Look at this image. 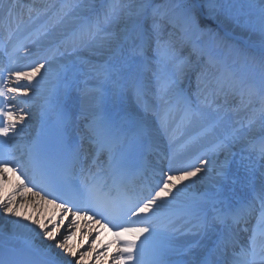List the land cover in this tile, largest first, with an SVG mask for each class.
Here are the masks:
<instances>
[{
    "label": "snow or ice",
    "instance_id": "snow-or-ice-1",
    "mask_svg": "<svg viewBox=\"0 0 264 264\" xmlns=\"http://www.w3.org/2000/svg\"><path fill=\"white\" fill-rule=\"evenodd\" d=\"M13 7L19 5L8 7L0 21L9 40L12 25L18 30L21 20ZM28 16L47 17L28 44L17 42L10 52L0 44L8 57V64L0 65V178L10 184L7 172L19 169L33 187L60 200L65 215L47 224L24 216L16 210V197L31 191L28 184L14 185L7 197L0 185V214L29 221L12 222L13 231L0 243V264H79L68 242L82 212L117 228L121 247L114 264H264V170L257 188L253 159L264 162V135L248 141L241 125L210 149L228 153L218 168L210 169L212 161L201 157L196 165L161 169L159 183L151 188L137 191L134 186L156 163L149 116L167 130L177 108H182L181 121L190 123L203 108L219 112L221 98L226 104L229 95L238 97L243 108L259 97L264 115V0H61L58 8H28ZM66 20L82 23L70 35L57 37V27ZM236 29L246 34L243 45L232 38ZM216 46L237 55V66L227 74L209 70L219 63ZM94 48L108 53L102 64L92 65L95 86L87 81L81 86L66 71H53L57 57L86 63L82 53ZM50 76L54 82L47 81L46 112L61 124L79 115L90 146L83 155L82 145L74 147L67 164L47 159L36 143L22 155L15 150L16 138L33 115L30 101ZM241 143L247 147L237 162L231 150ZM132 149L135 164L129 163ZM237 163L243 170L239 179L233 173ZM209 171L214 173L211 189L175 211L189 190L177 182L203 179ZM21 228L30 235H20Z\"/></svg>",
    "mask_w": 264,
    "mask_h": 264
},
{
    "label": "bare ground",
    "instance_id": "bare-ground-1",
    "mask_svg": "<svg viewBox=\"0 0 264 264\" xmlns=\"http://www.w3.org/2000/svg\"><path fill=\"white\" fill-rule=\"evenodd\" d=\"M3 0H0V12H1V3ZM38 0L29 1L26 3L25 12L28 11V8L33 6L32 4L36 3ZM52 0H40L36 5L35 9H44L49 7V2ZM51 3V2H50ZM61 2H56L60 4ZM59 6V5H58ZM57 6V7H58ZM53 10V9H52ZM16 15L17 13H13ZM22 14V13H20ZM19 14V15H20ZM7 14H0V18H3ZM47 19L45 16H41L38 19L33 20H22L19 23V29L14 31V37H20L23 33H26V36L36 32L39 29L40 24L44 23ZM82 21L76 20H66L62 25L57 27L55 35L60 37L61 33L65 32V28L67 27H78ZM15 23L12 25V29L14 28ZM16 32V33H15ZM71 33H69L70 35ZM232 35H240L245 38V34L241 32L239 29H236ZM3 40V33L0 30V41ZM45 46L47 45V41H41ZM11 45V44H10ZM29 47H32L33 50L36 49L35 45L29 44ZM7 51H11L10 47ZM1 56H5L4 62L5 65L8 64V57L4 52H0ZM84 60L88 61L86 63H81V60L76 57L64 58L57 57L56 62L53 64V71H66L69 77H75L78 82L81 83V86L84 85V82L87 81L88 86H95L98 81L95 78L93 73L92 65H100L105 60L108 59V53L105 49H91L85 50L82 53ZM26 60H22L21 64L26 63ZM85 64V65H83ZM214 68L210 71H213ZM226 71V70H225ZM224 73L223 68L218 67L217 73ZM228 72V71H227ZM226 72V73H227ZM47 81H53V77H48L46 79L45 84L47 87H50V84ZM54 82V81H53ZM48 95V90L39 93V95L33 97L30 101L29 108L31 109L33 115L30 116L27 120V126L25 127L24 132L16 138L15 146L17 144L20 145L23 149H25L30 143L31 145L36 142L37 137L48 128L50 118H52L55 114L48 113L45 110V101ZM233 96V95H231ZM235 97V96H233ZM237 98V97H236ZM256 97H253L252 100H255ZM28 99V98H24ZM224 104V101L220 102ZM34 104V105H32ZM33 108H36L35 110ZM239 118L238 121H243L245 118H248L250 114L254 111V109H249L240 107L238 108ZM181 116H182V108H177L169 117V123L167 130L159 127V121L152 116H149V119L152 121V133H153V157H156L158 154L165 153L168 154L170 161L172 164L178 165L177 168H184L187 165H196L201 157L208 158L212 161L208 167L218 168L220 163L224 161L225 157L228 153L225 152H203L206 149V143L203 138L197 139L195 142L190 144L187 147L182 146L184 140L199 130L198 128H194L193 126H189L184 124L181 126ZM49 117V118H48ZM72 127L74 140L81 141L80 136H86L85 122L80 118L79 115H76L73 121L70 123ZM82 134V135H80ZM261 135H264V130H262L261 125H255L253 129L250 131L249 136L247 137L248 141H257ZM83 144V154L87 152L88 147L86 142L82 140ZM246 143L237 144L231 151L235 153V159L238 162L240 160V154L242 149L246 148ZM247 156V153H244ZM257 157V188H259L260 180L258 171L259 161ZM233 173L234 178H242L243 170L239 167V164L233 165ZM214 173L209 171L208 175L203 179L198 175L195 178H190L189 180L177 182L178 187H183L184 184L189 185V190L186 191L185 195L181 197V200L178 204L174 206V210L179 212L183 208H185L191 201L211 189L213 183ZM7 180L11 181L10 184H5V179L0 178V185H5L3 190V195L7 197L14 191V185L17 184H28L25 180V176L23 173L17 169L16 171L9 170L6 174ZM29 187V184H28ZM30 188V187H29ZM31 189V188H30ZM175 192V189L173 190ZM35 191L31 189V191L26 192L24 196L17 195L16 197V210L23 213L24 216H30L34 219H39L42 223H56L60 220V217L65 215L63 209L59 207L56 203L52 201H48L42 195H34ZM22 205V206H21ZM69 218H71V215ZM20 220L22 224L29 223L28 220H24L23 218H18L15 216H4L0 214V243H3L7 234H10L13 231V221ZM67 223V221H66ZM78 227L74 229L75 235L69 240V245L73 248L76 253L74 259L79 260V264H114L113 257L118 254V247L115 241L112 238V235L106 232L99 224L93 222L91 219L87 217L80 216L77 220ZM17 232L22 236H29L30 234L25 229H17ZM63 232V229H61ZM36 242L39 243V238L36 239ZM51 243V242H49ZM80 253H85L82 260H80ZM68 259H73L69 257Z\"/></svg>",
    "mask_w": 264,
    "mask_h": 264
},
{
    "label": "rangeland",
    "instance_id": "rangeland-1",
    "mask_svg": "<svg viewBox=\"0 0 264 264\" xmlns=\"http://www.w3.org/2000/svg\"><path fill=\"white\" fill-rule=\"evenodd\" d=\"M233 39H236L238 43H240L241 45H243L247 39L246 34H245V38L241 37L240 35H232ZM213 53L214 55L218 58L219 62H223L225 64V69H231L233 67H236V61H237V55L231 51L227 46H216L213 49ZM20 56H24V53L21 52ZM85 65V64H83ZM214 75H216L215 72H213ZM252 82H256V81H252ZM48 90L47 85L44 83L41 85V90L40 93H42L43 91ZM34 110L36 108H33ZM208 108L202 109V111L207 110ZM218 115V112H215L211 109L204 111L202 113V115L200 117L194 118V124L199 126V125H204L205 123H209L212 120H214L216 118V116ZM239 118V114L238 111H233L225 120H223L222 123H220V125H218L215 130L213 131L212 134H210L207 137V140L210 141L209 143H211L213 141V139L218 138L219 136H222L223 134H225L226 132L228 133L229 137L231 136L232 132L231 131V127L234 126ZM262 123H264V115H258L256 117V119L254 121H252L250 124L249 122L245 123V132L247 134V137L249 136L250 131L253 129V127L255 125H262ZM264 170V169H263ZM262 171V170H261Z\"/></svg>",
    "mask_w": 264,
    "mask_h": 264
}]
</instances>
